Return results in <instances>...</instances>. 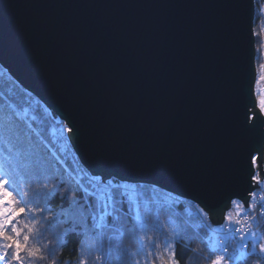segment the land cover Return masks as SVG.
<instances>
[{
  "label": "water",
  "instance_id": "1",
  "mask_svg": "<svg viewBox=\"0 0 264 264\" xmlns=\"http://www.w3.org/2000/svg\"><path fill=\"white\" fill-rule=\"evenodd\" d=\"M254 18L252 0H0V64L79 130L92 176L159 187L219 226L264 154V116L251 137L241 127Z\"/></svg>",
  "mask_w": 264,
  "mask_h": 264
},
{
  "label": "snow or ice",
  "instance_id": "2",
  "mask_svg": "<svg viewBox=\"0 0 264 264\" xmlns=\"http://www.w3.org/2000/svg\"><path fill=\"white\" fill-rule=\"evenodd\" d=\"M256 2L252 0L254 5ZM259 19L260 14L250 28L254 46L255 38L264 33V29L261 33L256 31L255 24ZM261 49H264V42L255 50L252 57L254 64L258 58L264 57ZM259 85H264V63L259 64V75L255 79V86ZM254 91L256 100L250 109L251 114L245 112L241 122V127L250 137L257 131L255 122L264 116V87H255ZM234 95L238 100V89ZM27 115V110L15 101L10 102V98L0 103V264H58L57 252L67 247L69 235L80 238L78 247L73 250L78 253L75 264H90V260L91 264H113L114 258L120 264L124 261L127 264H181L182 261L187 264L189 260L193 264H230L232 260H243L244 254H228L226 241L229 238L239 241L244 249L251 246L258 264L264 261V235L256 231L258 217H264V154L259 150L250 156L253 170L249 172L245 194L230 197L219 209L223 221L219 230L223 235H209L204 239L198 231L201 225L207 227L210 233L214 232L209 212L197 206L199 215L203 217L200 224L195 218L179 217L171 194L164 195L153 188L151 203L155 207H150L145 199L148 190L142 184L117 183L114 179L97 175L92 177V190L80 180L51 183L56 179L53 169L28 159L33 154V145L32 125ZM260 124L264 125V120ZM78 131L66 126L69 138ZM260 135L264 137V132ZM21 185L25 190H21ZM33 185L37 187L33 188ZM27 189L36 194L42 193L46 202L57 197L62 204L71 201L68 209L61 213L63 219L48 217L53 225H68L51 247L43 242L38 227L44 217H37L44 209L29 207L36 201L25 199ZM125 204L128 207L122 211ZM161 214L167 215V223H160ZM150 215L153 222L149 226ZM25 218L26 222L21 224L20 221ZM194 225L197 230L190 234L189 229ZM159 236H164V239L160 240ZM125 237L131 241L134 250L133 247L123 246ZM105 240L108 242L107 249L104 247ZM196 240L203 248L191 247ZM181 241H186V244L178 254L177 246ZM59 264H73V260L60 261Z\"/></svg>",
  "mask_w": 264,
  "mask_h": 264
},
{
  "label": "trees",
  "instance_id": "3",
  "mask_svg": "<svg viewBox=\"0 0 264 264\" xmlns=\"http://www.w3.org/2000/svg\"><path fill=\"white\" fill-rule=\"evenodd\" d=\"M262 0H257L255 3L256 13L260 7ZM257 29V23L255 24ZM258 44V37H256V48ZM258 61V59H257ZM256 61V66H257ZM258 68V67H257ZM15 101L17 104L21 105L24 109L27 110V119L29 123L32 125L31 129V139L33 145V154L28 158L31 161H39L40 164L46 168H51L54 171V175L56 179L52 180L51 183H59L60 180L70 181L74 183L76 180H80L85 187L92 190L91 181L92 175L88 173V170L81 164L76 154L71 155L69 150H66L60 140L56 137V134L53 131V125L51 123L50 118L46 110L44 109L41 101L36 98L34 95L25 90L0 64V103H3L5 100ZM46 106V105H45ZM49 109V108H48ZM50 110V109H49ZM64 122V121H63ZM65 123V122H64ZM117 183H122L121 181L114 179ZM133 184V183H129ZM145 189H147V193L145 194V199L149 201L150 207H155L151 203V193L153 188L158 193H163L164 195L171 194V197L176 203L173 205L177 215L179 217H187L189 220L193 218L196 219V223L200 224V221L203 218L199 215L197 208L192 205V201L177 196L173 193H170L164 189H161L156 186H151L147 184H143ZM136 185V184H133ZM13 188L16 187L15 184L12 185ZM36 185H33V188H36ZM21 190H25L24 186L21 185ZM28 195L25 197L27 200L35 199L36 203L30 204L29 207H40L44 209L42 214H39L37 218L43 216V222L39 225L40 232L42 233L43 242L48 243L49 247L55 244L56 237L65 232V229L68 227L66 223L53 225L52 221L48 219V217H60L61 213L68 209V205L71 203L62 204L59 197L55 199H51L46 202L43 198V194H36L32 189H27ZM128 207L127 204L123 206V210H126ZM141 212H143V205H141ZM26 219H22L20 221L21 224L26 222ZM153 222V217L150 215L148 217L147 223L149 226ZM168 222V217L166 214L160 215V223L164 224ZM258 227L256 231L264 235V217H260L257 221ZM212 225V224H211ZM212 228V226H211ZM195 225L189 229V233L192 234L196 231ZM199 234L204 239H207L209 235H214V233H210L208 228L201 225L198 229ZM150 235L155 236V234L150 233ZM160 240L164 239V236H159ZM80 238L76 235H69L67 237V247L60 249L57 252V261L58 264L60 261L73 260V264H75V258L78 256V253H74V249L78 247ZM127 237L123 239V246L126 247ZM131 243V241L129 240ZM186 241H181L177 246V253L179 254L183 247L185 246ZM201 247L203 245L200 244L199 240H196L191 247ZM105 249L108 248V242L105 240L104 242ZM243 248L237 247L236 244L230 243V253L229 255L238 254ZM205 255L207 252L205 251ZM116 262L120 264V262L113 259V263ZM91 264V260H90ZM181 264H185L184 261ZM187 264H193L191 260L187 262ZM236 264H258L257 257L252 254L251 246L247 248V252L244 255L243 260H238ZM259 264H264V261H259Z\"/></svg>",
  "mask_w": 264,
  "mask_h": 264
},
{
  "label": "rangeland",
  "instance_id": "4",
  "mask_svg": "<svg viewBox=\"0 0 264 264\" xmlns=\"http://www.w3.org/2000/svg\"><path fill=\"white\" fill-rule=\"evenodd\" d=\"M256 31L258 32V33H261V31H260V28L258 29H256ZM261 42H262V33L258 36V44H257V48H260V46H261ZM260 63H264V57H260V58H258V61H257V76L259 75V64ZM255 87H264V85H259V86H255ZM42 103V105H43V107H44V109L46 110V112L47 113H49L48 114V117L50 118V120H51V123H52V125H53V131H54V133L56 134V133H58L59 135H60V138H59V140H60V142L62 143V145H63V147L66 149V150H69L70 151V154L71 155H73V154H75V151L73 150V148H72V145H71V143H70V140H69V137H68V133L66 132V123H64L63 122V120H61L60 118H58L59 119V121L58 120H56L53 116H52V114H51V111L48 109V107L47 106H45V104L43 103V102H41ZM89 173V172H88ZM192 205L195 207V208H197L196 210H198V205L195 203H192ZM199 213V212H198ZM203 218V217H202ZM260 219V217H258V219H257V221ZM210 224H211V222H210ZM212 226V229L214 230V235L216 236V237H220V236H222L223 235V233L219 230L220 229V225L219 226H213V225H211ZM227 243H233V244H236L237 246H239V247H241L240 246V243H239V241H236V240H233V239H231V238H229L227 241H226V244ZM125 244H127V246L126 247H133V250H134V246H132V244L129 242V239L127 238V241L125 242ZM246 252H247V249H242L238 254H236L235 256H240L241 254H246ZM232 255H234V254H232ZM115 259V258H114ZM238 262V260H232L231 262H230V264H236ZM113 264H117L116 262H114ZM124 264H127V261H124Z\"/></svg>",
  "mask_w": 264,
  "mask_h": 264
},
{
  "label": "built area",
  "instance_id": "5",
  "mask_svg": "<svg viewBox=\"0 0 264 264\" xmlns=\"http://www.w3.org/2000/svg\"><path fill=\"white\" fill-rule=\"evenodd\" d=\"M258 14H260V19L257 22V28L258 29L260 28V31H261V29H264V0H262V2L260 4V7H259L257 13H256V8H255V18H254V20L256 19V17H257ZM262 42H264V33H262ZM261 51H264V49H261ZM256 68H257V66H256ZM56 137L59 139L60 138V135L58 133H56ZM192 203H194V202H192ZM226 246H227L228 252H229V243H227Z\"/></svg>",
  "mask_w": 264,
  "mask_h": 264
}]
</instances>
